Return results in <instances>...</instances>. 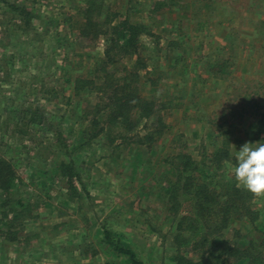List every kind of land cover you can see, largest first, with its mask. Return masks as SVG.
<instances>
[{
    "label": "rangeland",
    "instance_id": "1",
    "mask_svg": "<svg viewBox=\"0 0 264 264\" xmlns=\"http://www.w3.org/2000/svg\"><path fill=\"white\" fill-rule=\"evenodd\" d=\"M89 2L0 0V158L15 173L11 189L0 191V264H132L108 245V232L143 264H177L175 223L160 200L169 155L184 150L203 161L222 147L225 129L234 155L257 142L247 132L258 112L233 120L230 113L248 110L246 97L256 95L264 111V0H93L87 14ZM116 13L113 26L129 16L151 30L118 64L146 63L143 74L160 80L143 95L168 107L161 124L144 121L130 138L91 140L79 150L90 139L81 116L104 98L91 85L77 91V79L97 76L110 43L83 31L88 16ZM37 109L46 114L43 126L29 122ZM150 131L153 145L134 141ZM70 162L79 178L64 173ZM254 203L255 227L264 231V197ZM84 241H93L86 251Z\"/></svg>",
    "mask_w": 264,
    "mask_h": 264
},
{
    "label": "trees",
    "instance_id": "2",
    "mask_svg": "<svg viewBox=\"0 0 264 264\" xmlns=\"http://www.w3.org/2000/svg\"><path fill=\"white\" fill-rule=\"evenodd\" d=\"M90 1L92 2H89L86 8L87 14L95 7L93 0ZM102 6L104 7V4L98 6L100 12ZM30 11L27 7L23 8V14L30 15L27 20L32 16ZM117 16L118 13L106 14L103 20L92 14L87 17L83 31V35L92 41L100 39L101 36H109L110 43L100 61L101 68L97 70V76L93 80L77 79V91L91 85L93 92L100 94L99 98H104V101L91 106L81 116L83 121L90 122L89 128L85 130L90 139L85 145L78 144L79 150L91 144V140L94 142L100 139L102 142L106 139L113 143L118 139L122 141L130 138L129 132H134L144 121L153 122L156 119L161 124L160 115L168 107L156 94L143 95L148 83L158 87L160 80L153 79L148 71L143 74L148 67L146 63L140 65V62H136L132 67L118 64L120 57L138 52L140 37L151 35V30L147 25L130 23L129 16L119 25L113 26ZM143 79L145 83H142ZM256 96L246 97L248 110L234 111L230 113V119L243 118L254 109L251 113L258 112L255 115L257 126L255 130L247 132V135L261 142L264 140V111H259L263 107L260 106L261 98ZM30 113V123L44 125V110L37 109V112ZM228 116L222 115L224 118ZM102 121L104 125L97 130ZM219 132L221 135V131ZM231 132V129H225L226 135L231 136ZM136 136L138 138L134 141L139 144L144 142L143 140H149L151 145L155 143V131H150L143 138L139 137V133ZM228 137L225 136L221 148L213 151L208 158L206 156L203 161L183 150L169 155L165 162L166 173L159 182L164 183L165 194L160 200L163 206L167 205L169 219L175 223L172 248L177 264H264V231L255 227L261 212L254 207L256 198L238 188L235 179L229 176V162L235 164L236 155L232 153V140ZM63 165L64 173L72 175L71 180L79 178L72 162ZM14 177L12 167L0 158L2 193L11 189ZM237 225L239 228H236ZM243 227L247 230L242 231L240 228ZM8 234L5 233L6 236ZM113 238V234L108 232L106 242L117 255L127 256L132 264H143L124 241Z\"/></svg>",
    "mask_w": 264,
    "mask_h": 264
},
{
    "label": "clouds",
    "instance_id": "3",
    "mask_svg": "<svg viewBox=\"0 0 264 264\" xmlns=\"http://www.w3.org/2000/svg\"><path fill=\"white\" fill-rule=\"evenodd\" d=\"M235 160V164L229 162V176L235 179L236 186L254 198L264 197V141L245 142Z\"/></svg>",
    "mask_w": 264,
    "mask_h": 264
},
{
    "label": "crops",
    "instance_id": "4",
    "mask_svg": "<svg viewBox=\"0 0 264 264\" xmlns=\"http://www.w3.org/2000/svg\"><path fill=\"white\" fill-rule=\"evenodd\" d=\"M51 232H54L53 233V235H56V231H55V229H51L50 231H49V233H51ZM85 242H87V243H85ZM91 242H93V241H84V242H82V245H80V247L81 248H83V250H88V248H89V246H91L93 243H91ZM79 246H78V248H80ZM36 257L38 258V259H40L41 261L43 260V259H47L48 258V256L47 255H45V254H42V255H36Z\"/></svg>",
    "mask_w": 264,
    "mask_h": 264
}]
</instances>
